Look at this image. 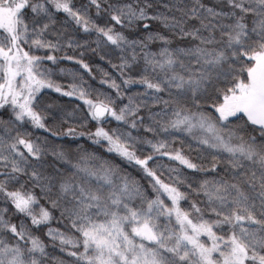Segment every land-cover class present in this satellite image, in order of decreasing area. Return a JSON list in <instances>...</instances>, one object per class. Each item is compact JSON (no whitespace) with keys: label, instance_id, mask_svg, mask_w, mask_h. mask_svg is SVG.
<instances>
[{"label":"snow or ice","instance_id":"1","mask_svg":"<svg viewBox=\"0 0 264 264\" xmlns=\"http://www.w3.org/2000/svg\"><path fill=\"white\" fill-rule=\"evenodd\" d=\"M0 264H264V0H0Z\"/></svg>","mask_w":264,"mask_h":264},{"label":"trees","instance_id":"2","mask_svg":"<svg viewBox=\"0 0 264 264\" xmlns=\"http://www.w3.org/2000/svg\"><path fill=\"white\" fill-rule=\"evenodd\" d=\"M135 91V89H133Z\"/></svg>","mask_w":264,"mask_h":264}]
</instances>
